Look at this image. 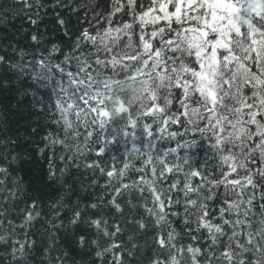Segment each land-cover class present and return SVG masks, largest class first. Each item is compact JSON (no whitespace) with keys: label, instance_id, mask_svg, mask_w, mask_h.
<instances>
[{"label":"snow or ice","instance_id":"1","mask_svg":"<svg viewBox=\"0 0 264 264\" xmlns=\"http://www.w3.org/2000/svg\"><path fill=\"white\" fill-rule=\"evenodd\" d=\"M0 25V264H264V0H11Z\"/></svg>","mask_w":264,"mask_h":264},{"label":"trees","instance_id":"2","mask_svg":"<svg viewBox=\"0 0 264 264\" xmlns=\"http://www.w3.org/2000/svg\"><path fill=\"white\" fill-rule=\"evenodd\" d=\"M3 3H11V0H0V4H3ZM21 23H23L24 27H28V24L26 21H21L15 18L10 22L8 26L9 27H19ZM41 23L43 25L44 23H47V20L42 21ZM0 27H2V25H0ZM73 171H74V179L72 180V184L74 188H77V190L79 189L80 185H87L92 179V177L89 176L86 171H78V170H73ZM96 191H99L98 187ZM84 198L87 199V197H84Z\"/></svg>","mask_w":264,"mask_h":264}]
</instances>
